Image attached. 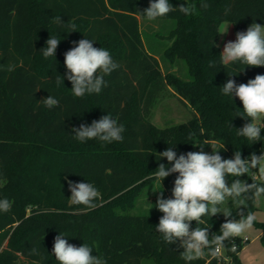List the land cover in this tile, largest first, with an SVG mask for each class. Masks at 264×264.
Here are the masks:
<instances>
[{
	"label": "trees",
	"instance_id": "obj_1",
	"mask_svg": "<svg viewBox=\"0 0 264 264\" xmlns=\"http://www.w3.org/2000/svg\"><path fill=\"white\" fill-rule=\"evenodd\" d=\"M169 2L177 9L162 18H173L176 25L165 35L170 43L158 57L146 48L141 27L150 0H0V199L12 202L10 211H0V264H59L52 255L59 233L70 244H88L106 264H143L147 257L154 264H185L173 250L176 246L156 231L163 213L129 212L155 184L151 177L159 164L171 166L159 153L168 147L177 156L199 147L206 151L212 141L219 143L217 151L225 159L235 151H241L242 158L264 151V121L261 141L237 135V129L251 121L237 116L243 112L239 99L222 92L229 78L237 85L247 83L264 75V67H246L229 77L227 72L235 74L245 66L221 65L223 50L217 42L224 21L238 31L253 22L264 24V0ZM202 3L208 7H200ZM181 4L196 5V14L185 16L178 10ZM57 17L75 24L76 32L58 25ZM49 37L61 41L55 56L45 59L40 50ZM85 38L108 50L119 68L104 77L106 86L99 94L75 97L71 82L65 79L58 85L56 77L63 80L64 54ZM161 56L165 63L183 61L188 77L168 67L165 71ZM210 61L215 67H209ZM167 91L192 107L191 117L158 126L153 111ZM50 95L59 100L58 107L44 106L41 100ZM107 114L124 125L122 142L81 143L75 138L73 128ZM177 175L160 184L166 199ZM251 178L249 173L240 179L252 183ZM68 181L92 183L100 192L97 206L85 210L71 204ZM256 209V200H248L242 210L246 215ZM232 218L240 217L236 213ZM204 219L206 224L200 226L219 234L223 214ZM254 223L264 245V222ZM235 241H226V250L242 264L240 248L231 251ZM32 247L45 259L29 255ZM192 264L218 260L205 257Z\"/></svg>",
	"mask_w": 264,
	"mask_h": 264
},
{
	"label": "clouds",
	"instance_id": "obj_2",
	"mask_svg": "<svg viewBox=\"0 0 264 264\" xmlns=\"http://www.w3.org/2000/svg\"><path fill=\"white\" fill-rule=\"evenodd\" d=\"M200 7L207 8L208 4L202 3ZM176 9L169 0H150L149 6L142 13L147 20L153 21ZM178 10L185 16L195 15L196 5L181 4ZM56 23L65 25L70 32H76L75 24H65L60 17L56 18ZM228 28L229 25L226 28L222 26L219 35H226ZM60 41L55 37L47 39L46 47L40 50L45 59L55 56ZM73 43L77 46L64 54L67 72L63 80L57 75L56 83H64L65 79L70 81L75 97L99 94L106 86L104 77L118 69L119 64L113 61L108 50L94 47L92 39L85 38ZM220 56L221 65L225 68L236 64L245 66L238 73L227 72L229 77L244 72L246 67H264V26L253 22L246 30L238 31L234 41L224 44ZM209 67H215V62L210 61ZM222 92L232 99L237 97L243 105V112L237 113V116L251 121L242 129H237V135L254 143L261 141V122L264 121V75L257 74L247 83L239 85L229 78L223 85ZM41 101L49 109L59 106V100L52 95ZM230 126L233 127L232 123ZM72 131L81 143L92 139L112 143L123 141L125 128L107 114L99 120H93L90 125L81 124ZM192 135L194 134L190 133L188 138L191 139ZM199 148L200 151H189L177 156L173 147H168L159 153V159L166 158L171 166L160 163L151 177L162 185L165 178L178 173L170 198H164L163 190L156 191L159 195L154 207L163 215L155 228L164 242L176 246L173 250L179 251L185 264H192L205 257H220L226 249V241L242 236L254 226L256 214L249 211L245 215L242 210L245 209L246 201H258L264 196V151H261L260 155L253 152L247 158H242L241 151H235L232 158L225 159L220 155V151L212 147L211 154L205 152L204 147ZM249 173L252 183L240 179L242 176H249ZM229 177L233 178L231 184L228 182ZM68 187L71 192V204L83 205L85 210L97 206L94 201L99 198L100 192L92 183L68 181ZM229 201L236 206L239 219L232 218L233 210L226 206ZM11 207L10 200L0 199V211L6 213ZM217 214H223L225 217L219 234L210 233L209 227L200 226L206 224L205 217H214ZM192 222L196 223L195 228H192ZM65 236L59 233L54 238L52 255L59 264H106L103 257L93 255L91 246L86 243L80 246L70 244ZM235 250V247H232L231 251ZM29 255L45 259L36 247L29 249ZM34 264H40V261Z\"/></svg>",
	"mask_w": 264,
	"mask_h": 264
},
{
	"label": "rangeland",
	"instance_id": "obj_3",
	"mask_svg": "<svg viewBox=\"0 0 264 264\" xmlns=\"http://www.w3.org/2000/svg\"><path fill=\"white\" fill-rule=\"evenodd\" d=\"M141 19V27L143 30L145 46L156 56H160L163 53L165 47L170 43V40L165 36L168 32L175 27L176 20L173 18H157L156 20L149 21L147 18ZM228 32L226 35H219L218 43H220L223 50L224 44L228 41H234L236 38V33L238 30L235 28L234 24L230 21H224L221 23L220 28L227 27ZM264 26V24H261ZM162 60V56L160 57ZM163 69L167 71L172 70L181 74L184 77H188L187 66L183 61H178L175 64L165 63L162 60ZM192 107L188 104L180 101L174 94L171 92H166L159 103L155 106L153 111L152 120L158 126H165L168 124H176L187 121L191 117L190 110ZM214 150H217L219 143L212 141L205 152L211 154ZM229 184H231V178L228 179ZM160 190V183L158 181L150 187L146 188L144 193L137 198V201L133 203V206L130 207L129 212L131 213H145V212H160L154 205L157 200L158 192ZM165 198V197H164ZM166 199V198H165ZM231 208L232 215L237 213L236 206L228 202L226 205ZM257 209L255 214L258 221L264 222V196H262L258 201L256 200ZM151 209V210H150ZM261 229L258 225L254 223V226L251 230L245 232L242 236L234 238L235 243L239 244V258L242 264H264V245L259 236ZM248 236V243L243 242V238ZM143 264H154L152 258L143 259ZM230 264H240L238 261L233 260Z\"/></svg>",
	"mask_w": 264,
	"mask_h": 264
},
{
	"label": "built area",
	"instance_id": "obj_4",
	"mask_svg": "<svg viewBox=\"0 0 264 264\" xmlns=\"http://www.w3.org/2000/svg\"><path fill=\"white\" fill-rule=\"evenodd\" d=\"M249 240L248 236L243 238V242L246 243ZM232 247H235V249H238V245L234 244ZM218 264H230L233 261V255L228 253V251L225 249L220 257L217 258Z\"/></svg>",
	"mask_w": 264,
	"mask_h": 264
},
{
	"label": "crops",
	"instance_id": "obj_5",
	"mask_svg": "<svg viewBox=\"0 0 264 264\" xmlns=\"http://www.w3.org/2000/svg\"><path fill=\"white\" fill-rule=\"evenodd\" d=\"M218 42V41H217ZM219 44V46L221 45L220 43H218ZM221 47V46H220ZM253 171H256V170H253ZM261 235V231H260V233H259V236ZM249 241V240H248ZM248 241L246 242V244L248 243ZM239 254V253H238Z\"/></svg>",
	"mask_w": 264,
	"mask_h": 264
}]
</instances>
